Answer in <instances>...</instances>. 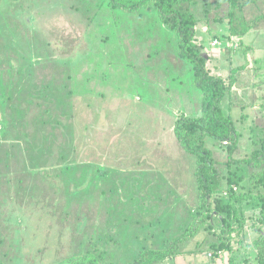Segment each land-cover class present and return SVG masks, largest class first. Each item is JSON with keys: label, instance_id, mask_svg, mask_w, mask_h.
<instances>
[{"label": "rangeland", "instance_id": "1", "mask_svg": "<svg viewBox=\"0 0 264 264\" xmlns=\"http://www.w3.org/2000/svg\"><path fill=\"white\" fill-rule=\"evenodd\" d=\"M244 2L248 20L261 17L242 38L231 35L227 0H194L189 7L198 17L195 40L207 46L209 71L234 81L227 102L234 105L239 148L229 157L223 143L208 144L224 175L238 180L232 186L238 215L246 220L254 205L240 195L255 192L254 175L262 167L250 158L264 147V0ZM108 4L0 0L3 54L15 65L11 70L0 63V177L12 185L0 191V240L12 264H49L88 248L102 251L107 264H120L143 248L167 246L197 212L195 162L172 131L177 116L200 111L194 73L179 56L176 34L155 11ZM215 39L219 44L212 46ZM13 48L24 54L21 61ZM64 84L80 148L69 188L50 176L63 165L55 153L37 157L43 139L28 150L22 136L31 138L21 132L43 111L29 104L35 94L52 100ZM213 208L177 258L161 264H215L209 253L228 216ZM253 252L245 243L235 264H252Z\"/></svg>", "mask_w": 264, "mask_h": 264}, {"label": "trees", "instance_id": "2", "mask_svg": "<svg viewBox=\"0 0 264 264\" xmlns=\"http://www.w3.org/2000/svg\"><path fill=\"white\" fill-rule=\"evenodd\" d=\"M193 1L109 0L108 5L113 8L135 11L137 8L143 7L156 12L162 25L176 34L179 56L184 59L190 71H193V83L199 90L201 97L200 111L177 116L172 129L173 136L180 148L186 154L192 156L195 162L194 174L198 197L195 217L185 232L170 239L167 246L143 248L134 259L120 264H161L165 260L176 259L181 253V244L199 228L200 223L205 220V214L212 211L215 206H217L218 213L226 212L228 216L227 220H223L221 226L219 245H213L215 249L209 253L215 264H219L222 260V264H235L234 259L239 257L245 243L247 247H251L254 251L255 257L252 264H264V147L254 150L250 158L262 168L254 175L255 192L240 195V198L243 199L251 198L254 205L253 208H250L248 215L245 216L246 220H244L241 215H238L236 206V201L239 199L235 192L237 187L232 186L233 182L238 183V180L231 174L227 177L224 175L220 160L215 158L212 148L208 144L211 140L223 143L227 147L229 157L239 148L241 132L230 113L234 105L227 102L230 93L233 92L234 81L232 77L226 79L221 74L209 71L207 64L209 56L205 51L207 46L204 42L198 43L195 40L198 17L189 7V4ZM227 1L231 35L242 38L257 25V19L261 16L248 20L244 12V0ZM6 47L4 37L0 33V63L2 65L8 64L12 70V68H15V65L11 64L13 60L9 58V55L5 56L3 54ZM17 49L13 48L16 54V62L24 58V54ZM38 59L40 60V58ZM17 73L21 74L22 70H18ZM67 86V84H64L56 87L59 93L52 100L46 97V93H43L44 101L40 98V94H35L29 104H35L38 108L40 106L43 111L38 113L27 124L26 128H21V132L26 137L31 138V142H27L26 138L22 136L27 144V149L34 150L33 142H38L40 137L43 139L44 147L36 153L37 157L46 155L47 151L54 152L55 158L63 163V165L53 170V175H50L49 170H46L44 174L59 178L69 188L71 186V175L75 173L73 167H71V162L77 157L80 148L73 128V109L70 104L71 99ZM10 95L13 100L12 93ZM10 122L12 124V121ZM31 125H33V129H29ZM14 127H16L15 124ZM15 129L17 130V128ZM40 133H42L41 136ZM225 141L228 143H225ZM30 158H34L31 153ZM225 178L227 179L226 182ZM76 181L78 182V180ZM80 181L82 179H79ZM50 182L52 186H56L60 190L63 187L54 180H50ZM3 187H6L9 192L12 190L10 178L0 177V191ZM24 190L16 188L18 193L21 191L24 193ZM65 216L66 214L63 217ZM232 218L237 219V225H234ZM246 237H248V240L250 237L251 241L245 240ZM1 241L0 264H12L13 259L10 252L1 250ZM227 254L228 258L225 260L224 256ZM49 264L107 263L102 251L97 248H88L67 254Z\"/></svg>", "mask_w": 264, "mask_h": 264}, {"label": "built area", "instance_id": "3", "mask_svg": "<svg viewBox=\"0 0 264 264\" xmlns=\"http://www.w3.org/2000/svg\"><path fill=\"white\" fill-rule=\"evenodd\" d=\"M217 44H219V40H218V39H215V40L212 42V46H216ZM225 143H228V142L225 141Z\"/></svg>", "mask_w": 264, "mask_h": 264}]
</instances>
